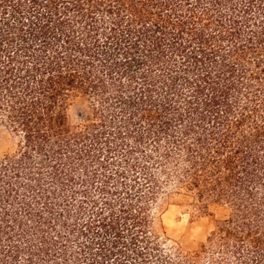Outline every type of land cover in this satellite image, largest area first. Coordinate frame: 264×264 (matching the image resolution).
<instances>
[{
    "label": "trees",
    "instance_id": "1",
    "mask_svg": "<svg viewBox=\"0 0 264 264\" xmlns=\"http://www.w3.org/2000/svg\"><path fill=\"white\" fill-rule=\"evenodd\" d=\"M0 120V264H264V0H0Z\"/></svg>",
    "mask_w": 264,
    "mask_h": 264
},
{
    "label": "rangeland",
    "instance_id": "2",
    "mask_svg": "<svg viewBox=\"0 0 264 264\" xmlns=\"http://www.w3.org/2000/svg\"><path fill=\"white\" fill-rule=\"evenodd\" d=\"M91 101L81 94L69 101L68 117L71 124H82L92 118ZM17 138L0 120V155L17 149ZM230 209L219 202H210L198 211L188 198L177 196L165 202L157 213L156 229L171 240L183 241L190 247L204 242L219 220L228 217Z\"/></svg>",
    "mask_w": 264,
    "mask_h": 264
}]
</instances>
